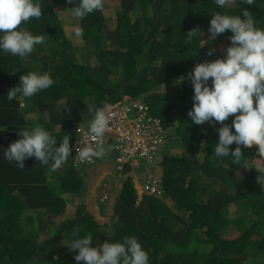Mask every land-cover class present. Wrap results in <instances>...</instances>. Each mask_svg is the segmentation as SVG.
Instances as JSON below:
<instances>
[{
  "label": "trees",
  "instance_id": "trees-1",
  "mask_svg": "<svg viewBox=\"0 0 264 264\" xmlns=\"http://www.w3.org/2000/svg\"><path fill=\"white\" fill-rule=\"evenodd\" d=\"M38 2L42 17L21 28L44 35L45 43L24 60L0 50V264H77L76 253L67 245L76 226L81 237L92 234L93 246L136 236L149 254V264H250L255 257L264 264V189L256 180L259 173L236 165L230 157L213 162L222 125L197 126L187 115L194 104L187 75L201 63L212 14L239 15L248 8L256 26L264 28V0L254 5L234 0L222 9L214 0H104L103 11L84 19L72 15L79 0ZM71 27L82 30L81 45L67 35ZM194 28L200 35L188 36ZM231 35L226 31L212 42L228 47ZM29 71L48 72L55 83L31 98L17 94L9 101L8 91ZM180 77H185L183 83L174 86ZM126 94L142 97L169 130L166 139L175 142L176 149L168 146L175 151L162 153L157 162L163 187L158 196L138 194L133 177L127 175L115 194L109 220L102 222L87 209L84 178L72 165L62 164L52 172L35 157L25 161L24 169L4 159V150L20 138L21 128L37 124L58 143L70 136L72 146V126L93 115L89 108L119 101ZM33 111L39 119H32ZM233 119L225 123L231 125ZM229 147L234 151L235 142ZM242 151L250 166H264L258 146ZM107 192L110 195L112 188ZM106 210L101 206L103 215ZM57 255L59 259H53Z\"/></svg>",
  "mask_w": 264,
  "mask_h": 264
},
{
  "label": "clouds",
  "instance_id": "clouds-1",
  "mask_svg": "<svg viewBox=\"0 0 264 264\" xmlns=\"http://www.w3.org/2000/svg\"><path fill=\"white\" fill-rule=\"evenodd\" d=\"M72 2L73 0H67L68 4ZM214 2L218 8L222 9L232 5L234 0H214ZM243 2L246 5L255 4V0H243ZM103 8L104 0H79L77 6L71 10L75 18L84 19L95 11H103ZM42 15L43 8L38 0H0V33H2L0 50L12 56H18L22 60L28 58L37 45L45 43L46 37L42 34L34 35L31 31L21 28V25L32 18L40 19ZM229 30L232 35L228 37L231 43L226 49V56L213 61H201L187 75L194 88V104L187 115L197 126L205 122L212 125L221 124L222 126L218 129L219 141L214 145L212 161L230 157L233 163L245 169L255 168L259 173L256 178L257 183L264 189V166H250L242 151V148L251 149L253 146H258V156L264 158V28L256 26V21L248 8L242 9L239 15L217 11L212 14L207 42L215 41L220 34ZM82 34V30L77 27L75 35L79 37ZM187 35L197 37L200 35L199 28L190 30ZM204 45L201 44L200 47ZM214 51L215 49L210 48L208 55L211 56ZM184 79L185 77H180L174 82V86L183 83ZM54 83V79L48 72L29 71L20 76L18 86L8 91L7 99L12 101L17 94L31 98L38 92L49 89ZM108 104L94 110L89 108L93 115L72 126L71 131L75 133L72 146L70 136H64L58 143L51 132L37 124L31 129L21 128L17 133L20 138L10 143L4 150V159L15 162L18 168L24 169L25 161L35 157L41 165H48L52 172L66 163L69 156H71L70 165L75 170L91 169L107 157L113 159L111 154L105 152L103 146L104 136L110 123ZM23 106L21 104V108ZM151 113L158 117L152 111ZM230 116H234L231 125L225 123ZM81 124H88L89 135L94 144L76 148L79 161L83 163L90 162L93 158L99 159L94 165L75 167L72 162L74 145L79 137L77 127ZM168 135L169 130L166 129V137ZM234 142L236 147L232 151L229 146ZM167 144L168 139L165 138L157 156ZM155 162L156 160L152 167ZM138 167L140 165L137 167L127 165L125 172H120L115 165L116 172L120 175L127 173L128 168ZM152 167L151 171H153ZM157 179L159 180L158 177ZM112 183L113 178L107 175L100 189L101 202L109 197L107 189L112 187ZM138 186L140 189V185ZM136 189L138 194L143 193L141 189ZM104 194H107L106 199H102ZM80 232V226L74 227L72 230L74 239L71 244H67L70 251L76 253L74 259L77 264L80 262L83 264H149L148 252L134 235L124 236L122 241L108 239L102 244L97 242V245L93 246L92 234L88 233L81 237ZM53 259L58 260L59 256Z\"/></svg>",
  "mask_w": 264,
  "mask_h": 264
},
{
  "label": "built area",
  "instance_id": "built-area-1",
  "mask_svg": "<svg viewBox=\"0 0 264 264\" xmlns=\"http://www.w3.org/2000/svg\"><path fill=\"white\" fill-rule=\"evenodd\" d=\"M108 106L110 123L104 136L105 152L113 156L120 172H125L127 165L137 167L140 160L145 161L146 174L140 189L142 192L158 196L163 187L150 168L165 141V127L161 120L151 113L149 105L142 97L124 95L120 101ZM77 132L79 137L74 145L73 165H94L99 158L82 163L76 155V148L94 144L89 135L88 124L79 125ZM106 198L107 194H104L102 199Z\"/></svg>",
  "mask_w": 264,
  "mask_h": 264
},
{
  "label": "rangeland",
  "instance_id": "rangeland-1",
  "mask_svg": "<svg viewBox=\"0 0 264 264\" xmlns=\"http://www.w3.org/2000/svg\"><path fill=\"white\" fill-rule=\"evenodd\" d=\"M68 13V12H67ZM68 30V33H67V35L71 38V35H73L74 36V42H79V43H77L78 45H81V43H80V41L78 40V37L75 35V30L74 29H72V27L71 28H69V29H67ZM207 41H208V38L206 39ZM46 48H47V45H46ZM210 48H213V49H215V51L213 52V54L210 56V55H208V51H209V49ZM226 49H227V46L226 45H222V44H220V43H218V44H216V45H214L213 44V42L212 41H209V42H206V45H205V47H204V49H202V53H201V61L202 62H205V61H208L209 60V58H213V59H217V58H220L221 56H223L224 54H226ZM79 53H78V57H80V56H82V54L81 53H83V51L82 50H80V51H78ZM84 53H86V50H85V52ZM92 54V53H91ZM175 142H169V140H168V144L165 146V147H163L162 148V150H161V154L162 153H165V152H168V151H171L172 149H168V146H172V147H174L175 149H176V146H173V145H175L174 144ZM171 147V148H172ZM175 149L174 150H172V151H175ZM141 161V160H140ZM144 162V161H143ZM77 172H81V171H79V170H76ZM141 172V171H140ZM90 174V173H89ZM103 174H104V172H103ZM145 174H146V171L145 172H143V174L141 175L142 177V180L145 178ZM123 176H121L120 177V181L124 178L125 179V177H126V175H124V174H122ZM105 175H101V176H99V178H98V176H95V177H92V176H90V177H88L85 181H84V183H85V189H87V192H86V198H85V200L89 203V205L90 206H93L92 207V209L91 210H93V213L94 214H96L97 216H95L97 219H99L100 221H108L109 220V216L111 215V210H108L110 207H111V204H112V202L114 201V196L115 195H112V196H110V197H108L107 198V200H105V201H100L99 200V195H100V189H101V187H102V185H103V183L105 182ZM111 178H113L112 176H111ZM95 180V181H94ZM101 180V181H100ZM115 181L114 182H117L118 180L117 179H114ZM141 180V181H142ZM141 181L138 183V185H140L141 184ZM96 188V189H95ZM115 189H118V188H116V187H114ZM138 188V190H139V186L137 187ZM103 191V190H102ZM102 194V193H101ZM97 203H94V201ZM101 206H104L105 208H107V210L105 211V212H107L105 215H103L102 214V211L100 210V208H101ZM100 207V208H99ZM174 208V207H173ZM38 215H40V216H38ZM38 216V217H37ZM36 217L37 218H39V217H44V215L43 214H37L36 215ZM64 218V216H61V217H55L54 218V220L55 221H58V220H62ZM108 232H110V229L108 230ZM228 232H229V230H228ZM47 240V239H46ZM259 262H260V258L259 257H255V258H253L252 260H251V262H250V264H259Z\"/></svg>",
  "mask_w": 264,
  "mask_h": 264
},
{
  "label": "crops",
  "instance_id": "crops-1",
  "mask_svg": "<svg viewBox=\"0 0 264 264\" xmlns=\"http://www.w3.org/2000/svg\"><path fill=\"white\" fill-rule=\"evenodd\" d=\"M30 116L32 117V119H34V117H36V115H35V112L33 111L31 114H30ZM36 119H39V116H37L36 117ZM33 126V125H32ZM170 149H172V148H170ZM161 157V153H159V155L157 156V159H156V162H155V165L152 167V170H153V172L156 174V176L159 178L160 176H161V167L159 166V164H157V162L159 161V158ZM70 162H71V156H70V158H69V160H68V162H66V163H64V165L66 166V165H70ZM140 167H138V168H128V172L127 173H124V175H131L132 177H133V181H134V185H135V187L137 188L138 187V183L142 180V174H143V172H145L146 171V165H145V162H143V160H141L140 162ZM79 171H81V172H78L79 174H81L82 175V177L84 178V181L88 178V177H90V176H92V177H95V176H98V178H99V176H101V175H105V177L108 175H110V176H112L113 177V185L111 184V188H112V192L110 193V195H109V197L110 196H112V195H115L116 194V192L118 191V189L119 188H121V186H122V182H123V180H124V178L120 181V177L121 176H123V175H120L118 172H116V169H115V165H114V161H113V159L111 158V157H107V158H105V159H103L102 161H101V163L100 164H98L97 166H95V167H92L91 169H84V168H82L81 170H79ZM141 171V172H140ZM103 172H104V174H103ZM90 173V174H89ZM114 179H119L117 182H114L115 180ZM84 181H83V188H84V196H83V198H84V200H85V198H86V192H87V189H85V183H84ZM95 181V180H94ZM101 181V180H100ZM114 187H116V188H118V189H115ZM59 186H55L54 188H53V191L54 192H58L59 191ZM96 189V188H95ZM140 190V189H139ZM115 197V196H114ZM83 198H82V201H83ZM86 201V200H85ZM94 201V200H93ZM86 203H87V209L88 210H90L92 213H93V210H91L92 209V207L93 206H90L89 205V203L86 201ZM94 203H96L95 201H94ZM113 203H114V201L112 202V204H111V207L108 209V210H111V213H112V208H113ZM97 204V203H96ZM100 208V207H99ZM100 210H101V208H100ZM94 214V213H93ZM95 216H97L96 214H94Z\"/></svg>",
  "mask_w": 264,
  "mask_h": 264
}]
</instances>
